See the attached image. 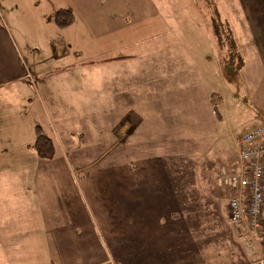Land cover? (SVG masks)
I'll return each mask as SVG.
<instances>
[{"label": "crops", "instance_id": "1", "mask_svg": "<svg viewBox=\"0 0 264 264\" xmlns=\"http://www.w3.org/2000/svg\"><path fill=\"white\" fill-rule=\"evenodd\" d=\"M163 1L0 0V83L22 71L18 55L25 53L38 65L52 61L45 67L54 77L53 88L68 84L70 90L85 92L89 75H114L124 77L117 90L129 92L135 70L131 61L139 57L130 46L163 33L154 29L152 20L164 22L177 6ZM232 2L243 13L247 35L239 48L240 70L254 76L249 89L239 99L229 90H207L203 100L208 103L188 104L186 111L195 120L181 114L182 104L130 120V161L69 163L67 156L99 155L95 150L101 141L94 128L92 138L86 139L87 128L77 117H64L56 109L53 122L22 119L12 132L2 129L0 154L10 152L15 160L0 169L18 173L19 179L0 180V264H219L211 239L213 219L198 211L205 188L196 159L189 157L199 154L189 147L184 151L173 137L161 144L145 136L139 141L135 135L139 130L146 135L154 127L166 133L178 127L181 132L183 126L205 132L206 125L223 120L221 111L228 110V103L240 107L241 99L253 107L249 121L264 119V0ZM59 8L73 14L67 27L49 19ZM4 16L10 28L3 24ZM137 25H144L139 35ZM174 34L175 44L182 43ZM240 80L248 84L244 74ZM212 92L221 96L220 118L212 109ZM35 125L54 143V157L42 165L31 159L36 154ZM35 171H42L45 179H24ZM241 254L237 264L252 261L246 263L242 248Z\"/></svg>", "mask_w": 264, "mask_h": 264}, {"label": "rangeland", "instance_id": "2", "mask_svg": "<svg viewBox=\"0 0 264 264\" xmlns=\"http://www.w3.org/2000/svg\"><path fill=\"white\" fill-rule=\"evenodd\" d=\"M166 3L177 6L167 12L164 22L158 18L152 20L154 29L163 33L150 39H140L130 46L139 57L131 61L135 70L128 80L129 92L117 90L119 81L124 77L114 75H89L85 92L70 90L68 84H64L66 88H53L55 84L51 81L54 77L47 74L50 67H45L46 64H53L52 61L38 65L37 59L32 60L25 53L18 55L22 71L15 79L0 83V133L3 134L2 129L12 132L15 126L23 122L22 119L53 122V111L56 109L62 111L64 117H77L87 128L86 139L92 138L90 130L94 128L97 139L101 141L95 150L99 155L67 156L65 159L69 163L100 164L113 159L126 162L130 161V120L139 116H157L174 110L180 104L184 105L181 114L189 116L190 113L186 111L190 109L189 105L208 103L203 100L204 94L213 88L232 91V94L238 95L237 99L242 98L243 90L249 89L254 77L245 71L242 73L248 84L240 80L243 74L240 70L239 48L243 47L242 38L247 35L243 13L233 7L232 0H168ZM2 22L8 26L7 17L4 16ZM143 27L137 25L136 35L141 34ZM175 32L182 37V43L175 44ZM191 38L197 44L190 41ZM206 38L210 41L209 45ZM132 65L128 67L133 68ZM38 72L40 75H37ZM60 85L56 83V86ZM238 104L240 107L236 103H228V110L223 108L221 111L223 120L206 125L205 132L199 129L190 131L183 126L181 132L178 127L176 132L166 133L154 127L148 129L146 135L143 130L137 131L135 135L139 141L145 136L161 144H166L165 141L173 137L178 145L182 144L184 151H189V147L199 154L198 157H189L196 159L195 163L201 169L199 179L205 188L199 198L198 211L206 212L213 219L211 239L219 264L239 263L241 248L245 254L243 241L227 215V201L233 192L218 183L221 168L229 170L236 156L237 137L248 126L256 124L248 120L254 112L253 107L242 99ZM189 118L195 120L196 117L191 114ZM131 139L135 140V137ZM4 140L5 137H0V143ZM151 144L154 145L153 140ZM31 159L24 162L45 163V159L36 154ZM14 160L10 152L0 154V166L10 165ZM3 170L0 169V180L19 179L18 173ZM24 179L41 180L45 176L42 171H35ZM245 257L247 263L258 255L245 254Z\"/></svg>", "mask_w": 264, "mask_h": 264}, {"label": "built area", "instance_id": "3", "mask_svg": "<svg viewBox=\"0 0 264 264\" xmlns=\"http://www.w3.org/2000/svg\"><path fill=\"white\" fill-rule=\"evenodd\" d=\"M236 158L222 167L218 183L233 193L227 201L228 219L244 244L249 264H264V119L237 137Z\"/></svg>", "mask_w": 264, "mask_h": 264}, {"label": "trees", "instance_id": "4", "mask_svg": "<svg viewBox=\"0 0 264 264\" xmlns=\"http://www.w3.org/2000/svg\"><path fill=\"white\" fill-rule=\"evenodd\" d=\"M49 19L59 28L67 27L73 22V14L68 9L59 8L50 13ZM221 96L218 93L210 94L212 109L217 118H220L218 104ZM33 149L36 155L41 159H51L54 157V143L52 139L43 133L39 125L34 126Z\"/></svg>", "mask_w": 264, "mask_h": 264}]
</instances>
